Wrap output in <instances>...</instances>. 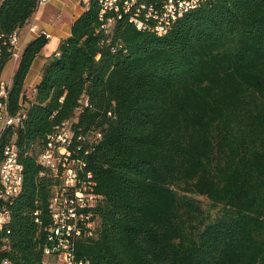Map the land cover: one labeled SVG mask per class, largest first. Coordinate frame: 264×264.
<instances>
[{
  "label": "trees",
  "instance_id": "16d2710c",
  "mask_svg": "<svg viewBox=\"0 0 264 264\" xmlns=\"http://www.w3.org/2000/svg\"><path fill=\"white\" fill-rule=\"evenodd\" d=\"M37 1L1 0L0 29L22 27ZM100 9L99 0H89L45 60L34 93L26 95L25 79L45 35L24 45L13 72L10 109L24 108L25 117L0 136V161L3 146L14 141L24 169L19 193L7 202L0 264L46 258L43 227L55 181L40 174L24 147L68 118L101 133L87 159L102 195L95 208L100 227L78 241L77 258L264 264V192L237 193L213 217L187 196H211L239 163L247 164L252 181L264 183V0L207 1L163 35L138 30L126 18L104 33Z\"/></svg>",
  "mask_w": 264,
  "mask_h": 264
},
{
  "label": "built area",
  "instance_id": "2783aa9c",
  "mask_svg": "<svg viewBox=\"0 0 264 264\" xmlns=\"http://www.w3.org/2000/svg\"><path fill=\"white\" fill-rule=\"evenodd\" d=\"M88 5V0H81ZM150 6V33L165 34L172 24L184 14L199 8L211 0H148ZM47 0H39V8ZM141 0H104L101 3L99 18L100 28L109 33L115 22L126 18L138 30L142 31ZM37 13V12H36ZM36 13L27 20L29 32H36L37 26L33 20ZM19 34H10L0 29V50L5 49L6 38H13L14 48L8 59L0 63V127L18 126L25 117L21 108L11 112L9 92L12 78H3L2 71L5 63L12 60L18 64L24 43ZM41 34V33H40ZM46 38L50 34L43 32ZM35 91V86L32 87ZM76 118H68L56 123L43 139L32 141L24 154L33 151L35 161L41 166L40 174L49 173L54 179L51 199L53 208H47L49 222L43 227L45 242L43 264H87L88 260L77 258L76 247L79 240L93 238L99 231V217L95 210L101 202L102 195L96 191V180L92 170L88 168V155L94 150L101 138L96 129L84 130L76 126ZM15 142L10 141L3 146V159L0 161V232L7 225H2V208L11 200L12 192L17 187L16 167L20 158L14 156ZM35 210V221L41 223ZM7 264V260L3 261Z\"/></svg>",
  "mask_w": 264,
  "mask_h": 264
},
{
  "label": "crops",
  "instance_id": "0c3cea01",
  "mask_svg": "<svg viewBox=\"0 0 264 264\" xmlns=\"http://www.w3.org/2000/svg\"><path fill=\"white\" fill-rule=\"evenodd\" d=\"M38 8H36L34 12H37L36 19L33 20L37 26L36 32H29L27 23L19 28V33L20 30H22L21 40L24 45L30 39L37 37L40 33L46 32L50 34L47 43L34 58L26 76L25 86L30 87V90L39 81L41 68L45 60L51 54L56 52L61 39H64L71 34V27L74 20L81 15L85 10L86 5H84L81 0H47L40 9ZM33 16L34 14L30 16L28 20Z\"/></svg>",
  "mask_w": 264,
  "mask_h": 264
},
{
  "label": "rangeland",
  "instance_id": "374dc122",
  "mask_svg": "<svg viewBox=\"0 0 264 264\" xmlns=\"http://www.w3.org/2000/svg\"><path fill=\"white\" fill-rule=\"evenodd\" d=\"M15 67V62L12 60L7 61L2 71L3 78L11 80ZM25 91L26 95H30V87H25ZM242 187H244L243 190ZM242 191H244L246 197L256 192H264V183L258 184L251 180L246 163H239L228 174L222 175L215 184L211 196L199 193H187V196L196 199L205 213L213 217L219 211L227 208V206L229 207L234 201V196Z\"/></svg>",
  "mask_w": 264,
  "mask_h": 264
},
{
  "label": "bare ground",
  "instance_id": "6f19581e",
  "mask_svg": "<svg viewBox=\"0 0 264 264\" xmlns=\"http://www.w3.org/2000/svg\"><path fill=\"white\" fill-rule=\"evenodd\" d=\"M103 2H104V0H99L100 8H101V3H103ZM88 3H89V0H88ZM38 7H39V0L37 1L36 8H38ZM141 9H142L141 10L142 30H149L150 31V28H149L150 27V6H149L148 0H141ZM10 34H19V28L14 30ZM13 48H14L13 38H6L5 49L0 50V63H3V59L5 56H8V54H12ZM9 126H11V125H3L2 127H0V136L5 131V129ZM14 156L16 158H19V150H18L16 143H15V147H14ZM23 169H24L23 163L19 160V164L16 167L17 187H15V191L12 192V197L17 195L21 189L22 182H23ZM8 201L9 200H7V202ZM49 208H53V201H50ZM9 219H10V214H9V210L7 209V205H6L5 208H2V225H6L9 221ZM7 264H9L8 261H7Z\"/></svg>",
  "mask_w": 264,
  "mask_h": 264
}]
</instances>
